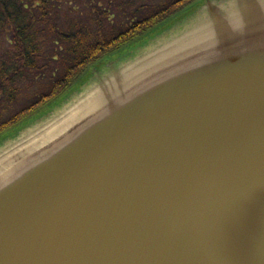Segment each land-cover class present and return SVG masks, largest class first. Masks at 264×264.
Here are the masks:
<instances>
[{"label":"water","instance_id":"95a60500","mask_svg":"<svg viewBox=\"0 0 264 264\" xmlns=\"http://www.w3.org/2000/svg\"><path fill=\"white\" fill-rule=\"evenodd\" d=\"M153 33L0 139V264H264V0Z\"/></svg>","mask_w":264,"mask_h":264},{"label":"trees","instance_id":"16d2710c","mask_svg":"<svg viewBox=\"0 0 264 264\" xmlns=\"http://www.w3.org/2000/svg\"><path fill=\"white\" fill-rule=\"evenodd\" d=\"M200 1L0 0V139Z\"/></svg>","mask_w":264,"mask_h":264},{"label":"rangeland","instance_id":"374dc122","mask_svg":"<svg viewBox=\"0 0 264 264\" xmlns=\"http://www.w3.org/2000/svg\"><path fill=\"white\" fill-rule=\"evenodd\" d=\"M198 5H199V3H196V4L193 5V7H192L191 9L184 11L182 14H180V15H178V16H176V17L172 16V17H170V18H167L165 21H163L162 26H159V27L156 28V31H160L161 29L164 30V29L168 28L169 26L172 25L173 22H175L176 20L180 19L182 16H184V15L189 14L190 12H192V11H193ZM154 32H155V31H154ZM148 34H149L148 36L151 35V30L148 32ZM153 34H154V33H153ZM150 37H151V36H150ZM145 38H146V37H145ZM145 38H143V39H145ZM143 39H141V40H143ZM141 40H139V41H141ZM139 41H138V42H139ZM124 52H125V50L122 51V52H120V53H118L117 55H115V56H113V57H110V58H115V57H117V56H120V55L123 54ZM7 114H8V113H7Z\"/></svg>","mask_w":264,"mask_h":264}]
</instances>
